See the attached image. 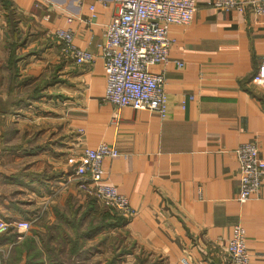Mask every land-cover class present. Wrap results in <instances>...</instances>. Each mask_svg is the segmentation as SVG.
Returning a JSON list of instances; mask_svg holds the SVG:
<instances>
[{
	"label": "crops",
	"instance_id": "1",
	"mask_svg": "<svg viewBox=\"0 0 264 264\" xmlns=\"http://www.w3.org/2000/svg\"><path fill=\"white\" fill-rule=\"evenodd\" d=\"M210 1L195 0L189 25L170 26L168 61L148 67L165 77L161 117L103 100L101 47L116 9L112 0H0V69L6 71L0 100L9 99L13 27L19 85H33L32 91L43 84L45 93L28 95L29 105L15 117V141L23 139L15 153L0 143V219L40 216L24 234L0 233V264H67L62 229L72 231L70 223L79 221L82 230L107 209H98L100 202L78 190L74 179L66 180L83 150L100 142L118 152L103 159L102 182L115 186L135 212L117 228L133 246L130 261L141 251L160 264H229L226 244L240 224L250 264H264V182L239 203L234 155L240 143L255 140L264 159V79H254L264 60V15L215 9ZM59 28L73 32L76 45L93 55L91 64L77 65L61 53L54 34ZM39 122L46 146L37 137Z\"/></svg>",
	"mask_w": 264,
	"mask_h": 264
},
{
	"label": "built area",
	"instance_id": "2",
	"mask_svg": "<svg viewBox=\"0 0 264 264\" xmlns=\"http://www.w3.org/2000/svg\"><path fill=\"white\" fill-rule=\"evenodd\" d=\"M115 12L104 27V41L101 57L106 75L103 100L117 109L155 110L161 117L167 111V97L164 90L163 73L148 70L150 65L165 64L173 42L169 33L171 25L187 26L193 20L195 0H112ZM215 9L236 12H252L264 15V0H211ZM94 7L90 6V10ZM68 21H70L68 19ZM60 50L77 65H89L93 55L75 43L70 29H56ZM181 63H179V66ZM255 80L264 79V60L257 66ZM117 115L112 121H116ZM118 154L114 146L104 142L94 148H85L81 160L74 166L71 175L77 189L92 195L101 204L113 210L125 221L134 215L127 199L116 187L103 183L102 161ZM238 162L239 203L253 197L264 182V159L259 157L255 140L240 143L234 149ZM40 216L30 219L3 221L0 219V233L15 229L26 233ZM245 231L240 224L233 225L225 252L229 264H250L245 247ZM184 263L186 261L182 259Z\"/></svg>",
	"mask_w": 264,
	"mask_h": 264
},
{
	"label": "rangeland",
	"instance_id": "3",
	"mask_svg": "<svg viewBox=\"0 0 264 264\" xmlns=\"http://www.w3.org/2000/svg\"><path fill=\"white\" fill-rule=\"evenodd\" d=\"M2 39H5V37H2ZM2 39L0 38V65L1 63L3 64L4 62L3 61L4 59L1 60L3 58V52L1 51V45L3 43ZM5 77H6V71L0 69V81L2 82L4 81V83L2 82L0 83V97L5 95L6 93ZM20 81L21 80L19 77L15 78V91H14L15 93L13 94V97H15V106L10 107L8 109L7 114H4V116L2 117L0 116L1 119L0 133L3 134V137L0 138V143H2L4 148H6L7 150H11V152L14 153H15V143H18L20 139L23 140L22 138H19L15 141V117L18 118L19 115H23L25 111L24 109L26 108L27 105H29L28 104L29 102L25 101L27 100L28 95L31 94L38 95V98L45 96L43 84L42 85L39 84L35 86L32 89V91H28L27 89L31 88L33 85L32 86L19 85ZM18 94L20 96H18ZM22 98L24 100H21ZM20 107H21V111H18V108ZM41 108L44 107L41 106ZM36 109H37L36 113H39L36 114V116H39V120L43 121L44 119L42 115L43 114L42 110L40 108H36ZM42 125H43L42 122L37 123V130H38L37 137H39V134L41 133L40 129L43 127ZM39 139H41V143H43L42 145L46 143V141H44L43 138L39 137ZM96 205H99L97 207L98 209L103 208V204H101V202L99 204L96 203ZM67 232H71V231L67 230ZM94 236L95 237L93 239L92 238L86 240L84 239V241L82 242V247L79 249V251H81L80 256H78L79 255L78 251L77 254L73 256V257L78 256V259H82L78 262V264H81L82 262L83 264H106L112 258H115V264H137V263L139 264V261L142 259H145L147 264H160V261L157 259V257L148 255L147 253L144 252L142 253L141 251L139 252V254H137V256H134L133 261H130V259L126 254L121 256L120 254L123 253V251L128 250L129 252H131L133 250V246L127 242L122 230H118L117 228L114 230L112 228L109 230L105 229L98 231V233L95 234ZM64 247L67 248L68 250L71 248V245H69L68 247L64 245ZM62 261L64 260L62 259ZM72 262L73 261L70 260V262H67V264H72Z\"/></svg>",
	"mask_w": 264,
	"mask_h": 264
},
{
	"label": "trees",
	"instance_id": "4",
	"mask_svg": "<svg viewBox=\"0 0 264 264\" xmlns=\"http://www.w3.org/2000/svg\"><path fill=\"white\" fill-rule=\"evenodd\" d=\"M15 30L16 29H14L13 27L12 28V38L13 39L8 46L9 51H8V56L6 59V68L8 70L7 93L9 95V99H7L5 102L0 101V111H6L10 107L15 106V98L12 97L14 90H15V78H17V75H18V69L16 67L17 58L15 57V51H14L15 46L18 44ZM37 96L38 95H36V97ZM84 213L86 214L87 212L85 211ZM85 214L82 215L81 218L84 219ZM78 222L72 221L70 223V226L72 227L71 228L72 237L69 235V233L66 232L65 229H62V231L60 232V234L63 237L68 238L69 245H71V248L67 250L68 262H70V258H72L73 256L77 254V251L79 252L78 256H80L81 251H79V249L82 247V244L79 243V240L83 242L84 239L86 240V239L93 238V236L96 233H98V231L105 230V229H111V228L112 229L120 228L125 224V220L109 208H107L106 212L103 214H100L97 218L89 220L86 226L82 230L78 227L79 226ZM129 253L130 252L128 250H125L120 255L122 256L124 254H129ZM106 264H115V258H112ZM139 264H147V263L145 259H142L139 261Z\"/></svg>",
	"mask_w": 264,
	"mask_h": 264
}]
</instances>
